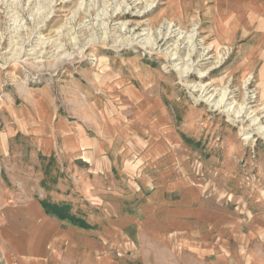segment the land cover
I'll use <instances>...</instances> for the list:
<instances>
[{
	"label": "rangeland",
	"instance_id": "1",
	"mask_svg": "<svg viewBox=\"0 0 264 264\" xmlns=\"http://www.w3.org/2000/svg\"><path fill=\"white\" fill-rule=\"evenodd\" d=\"M86 138L124 177L106 191L125 212L138 183L179 164L201 198L183 232L117 226L90 244L103 203L78 191ZM0 264H264L260 0H0Z\"/></svg>",
	"mask_w": 264,
	"mask_h": 264
},
{
	"label": "crops",
	"instance_id": "2",
	"mask_svg": "<svg viewBox=\"0 0 264 264\" xmlns=\"http://www.w3.org/2000/svg\"><path fill=\"white\" fill-rule=\"evenodd\" d=\"M260 5L264 6V0H260ZM97 142L100 143L98 140ZM94 143L96 142L93 139L86 138L84 141L85 145L81 146L79 151V157H73V159H82L86 163L84 165V172L86 173L81 174L79 179L81 180V187H78V191L85 197L90 195L99 198L102 201L101 203H103L101 228L95 234L97 237L95 236L90 240V244H95L98 249L103 247L102 240L106 237L109 230L114 232L113 229L118 228L117 226L121 227L118 230L124 236L127 231L134 236L135 228L138 230V237L140 233L142 234V230L145 227L149 229L151 235L160 238H163V236L166 238L168 235L180 231L183 232L187 218L193 217L188 215L187 212L194 214L195 209L200 210L201 198L198 196L200 191L198 188L190 185L186 187L184 178L180 177L179 164H175L176 168L173 172L177 173V175L174 178H171L172 176L168 173L170 166L165 164V169L161 171L160 176L148 175L147 180H142L138 183L136 190L141 192V195L137 197L136 204L132 210L125 212L118 206V202L114 200L117 197L108 195L106 191V189H109L116 193L125 179L121 172H118L116 178L111 173L118 167L116 168L112 161L109 160L110 154L105 151L107 148L104 149L103 142H101L99 149L93 146ZM107 145L110 146L109 142ZM96 156L98 157L96 158ZM97 162L99 163L97 164ZM171 165L174 167V163ZM133 178L134 176H131V179ZM128 181H130V178ZM190 192L196 193L198 196L197 202L188 200V193ZM194 198L196 197L194 196ZM188 203L190 206H188ZM30 215L32 214L30 213ZM198 219L200 218L198 217Z\"/></svg>",
	"mask_w": 264,
	"mask_h": 264
},
{
	"label": "trees",
	"instance_id": "3",
	"mask_svg": "<svg viewBox=\"0 0 264 264\" xmlns=\"http://www.w3.org/2000/svg\"><path fill=\"white\" fill-rule=\"evenodd\" d=\"M46 213L55 215L61 220H67L81 228H91V225L82 217L71 213V204L67 202L42 201Z\"/></svg>",
	"mask_w": 264,
	"mask_h": 264
},
{
	"label": "bare ground",
	"instance_id": "4",
	"mask_svg": "<svg viewBox=\"0 0 264 264\" xmlns=\"http://www.w3.org/2000/svg\"><path fill=\"white\" fill-rule=\"evenodd\" d=\"M171 23L172 22H170V25H171ZM173 24V23H172ZM169 28H170V31H168L167 32V34L165 35V36H168V37H171L172 36V33H174L175 32V30H177V29H175V30H173V27H171V26H169ZM181 29V28H180ZM182 32H184V31H182ZM178 34V33H177ZM183 35V34H182ZM187 35V39H189L188 41L189 42H192L191 44H193V42H194V39H195V33H192V34H186ZM185 36V35H184ZM167 37V38H168ZM179 39L181 38V36H179L178 37ZM169 39V38H168ZM178 39V40H179ZM180 41V40H179ZM154 45H156L157 43L156 42H154L153 43ZM191 46H193V48H192V51L193 50H195V45H191ZM180 46L178 45V41H175V49L177 50L178 48H179ZM177 54V51H175L173 54H172V57L174 58V56ZM172 58V59H173ZM223 58L224 57H219V60L216 62V63H219V62H221L222 60H223ZM177 67V66H176ZM193 68V64H191V66L189 65V64H187L184 68H180V72H181V74L182 75H184V74H187V73H189L190 71H191V69ZM202 90H203V93L205 92V90L206 89H203V87H202ZM207 91V90H206ZM227 91H223V93H222V97H221V99L220 100H218L217 101V103L216 104H221V103H223V101H224V98H225V96H226V93ZM202 93V94H203ZM206 94L207 93H205V95L204 96H206ZM210 97H212V95L210 96ZM209 97V98H210ZM208 99V98H207ZM224 104L226 105V103H225V101H224ZM227 110L229 111L230 110V107L229 108H227ZM241 112V110H239L238 112H237V114H239ZM236 115V114H235ZM238 116V115H237ZM255 120H257V118H255V119H253V121L255 122ZM252 121V122H253ZM258 121V120H257ZM256 123V122H255ZM257 124V123H256ZM259 129L258 130H260V127H258ZM263 131V130H262Z\"/></svg>",
	"mask_w": 264,
	"mask_h": 264
}]
</instances>
